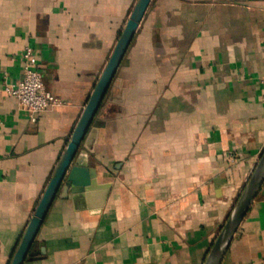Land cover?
Returning <instances> with one entry per match:
<instances>
[{
	"label": "crops",
	"instance_id": "1",
	"mask_svg": "<svg viewBox=\"0 0 264 264\" xmlns=\"http://www.w3.org/2000/svg\"><path fill=\"white\" fill-rule=\"evenodd\" d=\"M136 1L0 0V264ZM27 45L62 101L35 122L4 90ZM263 77L264 0H152L24 264H205L264 152ZM219 264H264V181Z\"/></svg>",
	"mask_w": 264,
	"mask_h": 264
},
{
	"label": "water",
	"instance_id": "2",
	"mask_svg": "<svg viewBox=\"0 0 264 264\" xmlns=\"http://www.w3.org/2000/svg\"><path fill=\"white\" fill-rule=\"evenodd\" d=\"M152 0H137L124 27L118 37L116 45L111 53L108 62L102 71L94 89L91 93L81 117L71 135V138L59 159L51 179L31 217L17 247L11 257L9 264H24L28 255L32 253V246L37 234L47 216V213L62 189L65 192L71 185L77 189L78 183L75 178L76 169L73 162L78 151L91 129L94 119L97 116L101 104L110 89L116 76L117 70L149 8ZM264 181V152L255 168L250 180L243 189L239 199L226 221L217 241L210 250L205 264H219L234 233L243 219L251 201L257 194ZM87 184L86 186H89Z\"/></svg>",
	"mask_w": 264,
	"mask_h": 264
},
{
	"label": "built area",
	"instance_id": "3",
	"mask_svg": "<svg viewBox=\"0 0 264 264\" xmlns=\"http://www.w3.org/2000/svg\"><path fill=\"white\" fill-rule=\"evenodd\" d=\"M22 77L12 83L5 82V92L17 99L20 108L35 122L40 113L62 104L46 87L37 66L35 50L27 45L22 51ZM264 83V77L262 78Z\"/></svg>",
	"mask_w": 264,
	"mask_h": 264
}]
</instances>
